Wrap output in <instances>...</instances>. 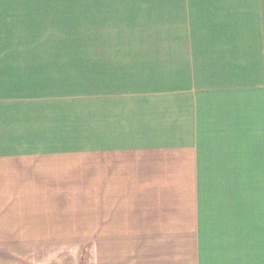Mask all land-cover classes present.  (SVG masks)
Returning a JSON list of instances; mask_svg holds the SVG:
<instances>
[{
	"label": "crops",
	"instance_id": "obj_1",
	"mask_svg": "<svg viewBox=\"0 0 264 264\" xmlns=\"http://www.w3.org/2000/svg\"><path fill=\"white\" fill-rule=\"evenodd\" d=\"M69 2L0 0V259L13 246L15 254L30 250L32 257L45 251L49 264H81V247L93 244L94 264H264V179L238 171L231 189L214 186L213 150L222 141L216 140L215 107L207 103L238 102V134L245 130L240 111H257L250 114L255 117L264 111V0L238 4L230 38L239 76L181 82L203 103L187 112L192 127L168 119L165 134L178 131L177 139L190 145L186 150H199L191 167L178 172L168 165L176 158L187 165L194 151L169 156V146L155 138L161 120L144 130H117L113 116L104 115V122L97 111L88 174L74 153L92 144L71 140L64 95L58 104L40 97V5ZM110 78L101 90L115 97ZM140 130L149 134L142 142ZM260 148L249 147L259 156L254 164L262 159ZM162 180L170 185L151 183ZM15 254L0 264H14Z\"/></svg>",
	"mask_w": 264,
	"mask_h": 264
},
{
	"label": "rangeland",
	"instance_id": "obj_2",
	"mask_svg": "<svg viewBox=\"0 0 264 264\" xmlns=\"http://www.w3.org/2000/svg\"><path fill=\"white\" fill-rule=\"evenodd\" d=\"M69 1L64 6L40 5L39 84L40 97L51 96L58 104L64 95L65 107L69 109L71 140L92 144L83 149L82 154L74 153L75 158H82L87 174L93 172L97 111L104 122L105 116L107 119L113 116L117 130L126 125H138L144 130L146 125H151L149 121L161 120L163 127L155 136L157 142L169 146L165 149L169 156L178 152L184 156L186 146L190 145L177 139L178 134H174L178 131L165 134V126L171 123L167 120L173 118L175 123L192 127L186 122L187 112L191 114V110L201 108L203 103L189 95L193 92L190 84L181 82L239 76V57L232 52L230 32L242 11L238 5L240 0ZM107 77H114L108 82L116 88L115 97L108 90H101ZM98 87L100 94H97ZM106 101H111L110 106ZM207 103L215 107L212 117L219 130L216 140L229 142L228 148H222L221 142L213 150L214 186L219 191L231 189L229 179L237 177L238 171L246 173L248 178L258 173L264 179V111L259 112L258 117L250 115L257 111L246 110L243 114L240 111L245 130L244 134H238V102ZM141 130L136 133L140 142L149 136ZM255 144L261 146L259 164H254L252 158L256 153L249 150ZM187 150L194 151L193 157L187 158L192 159L187 165L180 158L172 159L175 164L170 160L168 165L175 166L178 172L191 167L188 165H192L195 152L199 150L190 147ZM151 183L162 188L170 185L169 180ZM13 248L4 250L7 254L0 260L12 259ZM31 254L30 250L16 252L17 259L13 263L49 264L45 251L33 257ZM80 255L81 264H94L93 244L81 247Z\"/></svg>",
	"mask_w": 264,
	"mask_h": 264
}]
</instances>
